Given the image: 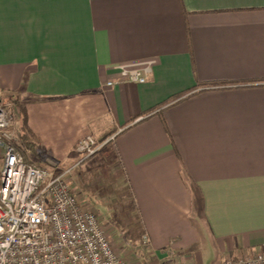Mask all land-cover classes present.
Returning <instances> with one entry per match:
<instances>
[{"label":"crops","instance_id":"1","mask_svg":"<svg viewBox=\"0 0 264 264\" xmlns=\"http://www.w3.org/2000/svg\"><path fill=\"white\" fill-rule=\"evenodd\" d=\"M147 60L143 84L116 68ZM0 103L26 110L25 160L76 166L127 244L190 264L264 253V0H0ZM88 134L118 135L82 159Z\"/></svg>","mask_w":264,"mask_h":264},{"label":"built area","instance_id":"2","mask_svg":"<svg viewBox=\"0 0 264 264\" xmlns=\"http://www.w3.org/2000/svg\"><path fill=\"white\" fill-rule=\"evenodd\" d=\"M155 65L156 60H147L116 68L122 78L143 84ZM13 123L10 105L0 103V264H130L117 254L98 215L74 191L70 178L76 166L55 174L28 163ZM117 135L98 140L88 134L76 151L88 159ZM225 264H264V253Z\"/></svg>","mask_w":264,"mask_h":264},{"label":"rangeland","instance_id":"3","mask_svg":"<svg viewBox=\"0 0 264 264\" xmlns=\"http://www.w3.org/2000/svg\"><path fill=\"white\" fill-rule=\"evenodd\" d=\"M19 112H20V110L19 111L17 110L14 113V111L12 110V116L14 119L16 118V116L20 117ZM18 143L20 144V139L18 140ZM31 161H34V163H37L40 166H45L47 169H49L51 172H53L50 169V167L41 160V158L33 157L31 159ZM2 165H3V162L0 164V176H1ZM53 173L58 174V172H53ZM0 186H1V183H0ZM105 232H106V234H108L107 236H109V234H112L116 241L119 240L118 237H119V235H122V234L124 235V239L127 240L130 238L128 236V234L120 233L115 228L111 229V227H109L108 231H105ZM120 242H121V240H120ZM126 242H128V240L125 242L122 241L121 245H119V247H120L119 249L115 248L116 245H114L113 243L112 244H113V247L115 248L117 254L119 256H122L125 259H128L130 264H190L189 262H187L185 260L184 257H182V256L180 257L179 255H177L178 253H175L174 255L172 253V256L170 254L166 255V256L165 255L158 256V255H155L152 252H150V249L148 248V246L146 245L145 242H143V245L141 247L140 246L135 247L134 246L135 242L132 243V241H130V240H129V242H131L133 245H131V243L127 244ZM246 255L247 254H243L242 257H244ZM238 258H240V257L238 256L235 260H238ZM227 261H229V260H227ZM227 261H224L223 264H225Z\"/></svg>","mask_w":264,"mask_h":264},{"label":"trees","instance_id":"4","mask_svg":"<svg viewBox=\"0 0 264 264\" xmlns=\"http://www.w3.org/2000/svg\"><path fill=\"white\" fill-rule=\"evenodd\" d=\"M21 130H20V144L19 147L24 149H30L36 151L38 147V138L32 132L27 124V114L25 108L21 105L20 108Z\"/></svg>","mask_w":264,"mask_h":264}]
</instances>
